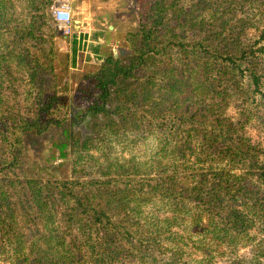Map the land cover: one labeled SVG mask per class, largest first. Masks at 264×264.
Listing matches in <instances>:
<instances>
[{
    "label": "trees",
    "instance_id": "trees-1",
    "mask_svg": "<svg viewBox=\"0 0 264 264\" xmlns=\"http://www.w3.org/2000/svg\"><path fill=\"white\" fill-rule=\"evenodd\" d=\"M53 1L0 0V264H264V0H137L124 55L88 43L76 94L117 114L83 142L30 49ZM53 125L63 177L26 154Z\"/></svg>",
    "mask_w": 264,
    "mask_h": 264
},
{
    "label": "rangeland",
    "instance_id": "rangeland-1",
    "mask_svg": "<svg viewBox=\"0 0 264 264\" xmlns=\"http://www.w3.org/2000/svg\"><path fill=\"white\" fill-rule=\"evenodd\" d=\"M70 1H72V5ZM57 2L61 5L72 6L74 15V18L72 15V19L80 18L84 21L83 25H80L83 30L79 26L78 30L72 32L68 37L55 34L53 28L50 27L47 34H43V45L34 44L33 47L32 43L30 49L41 55V64L47 71L43 77V88L47 89L50 96L67 95L69 102H73L75 109H77L80 104L86 103L80 101L76 94L78 86L83 83V77L90 70L100 68L101 63L94 57H90V60L85 59L86 53L89 54L85 48L86 43L92 41V43L98 44L99 53L105 56L115 54V58H118L119 55H124L128 51L124 44L125 37L135 31L139 25L137 0H59ZM45 27H48V23ZM98 38L101 39V43L98 42ZM24 87L27 88L26 85ZM103 96L102 93L98 94L99 98ZM95 105L100 106V103L96 102ZM241 105L239 99L233 101L228 108V114L235 118ZM106 106H108L107 110L110 114L108 115L106 110L103 111L100 121H107L111 116L114 117L117 114V111L113 110L114 107L110 99H105L103 107ZM74 111L66 110L63 117L67 122L72 118ZM248 123L242 130L244 136L250 137L253 142L264 148V125L260 124L257 119H251ZM65 128L68 127L50 126L44 130L43 135L34 136L32 140L27 142L29 145L26 153L28 159H34L41 164L50 166L59 177L67 174V170L61 168L60 164L66 162L68 158L60 157L61 149L57 145L66 141L67 132H65ZM80 129L81 131L84 130L83 128ZM77 133H74V136L79 139ZM238 253L246 256L249 254L243 248H240ZM215 264H227V262L219 258Z\"/></svg>",
    "mask_w": 264,
    "mask_h": 264
},
{
    "label": "built area",
    "instance_id": "built-area-1",
    "mask_svg": "<svg viewBox=\"0 0 264 264\" xmlns=\"http://www.w3.org/2000/svg\"><path fill=\"white\" fill-rule=\"evenodd\" d=\"M51 21L55 34L69 36L73 31L71 10L66 5H61L57 0L50 6Z\"/></svg>",
    "mask_w": 264,
    "mask_h": 264
},
{
    "label": "flooded vegetation",
    "instance_id": "flooded-vegetation-1",
    "mask_svg": "<svg viewBox=\"0 0 264 264\" xmlns=\"http://www.w3.org/2000/svg\"><path fill=\"white\" fill-rule=\"evenodd\" d=\"M108 106H97L88 104V107L83 110L75 109L72 118L70 119V128L73 130L83 128L86 122H88V126L92 127L95 121H100L102 119L103 111H107L108 115L110 112L107 110ZM79 127H78V126ZM79 134V133H77Z\"/></svg>",
    "mask_w": 264,
    "mask_h": 264
},
{
    "label": "water",
    "instance_id": "water-1",
    "mask_svg": "<svg viewBox=\"0 0 264 264\" xmlns=\"http://www.w3.org/2000/svg\"><path fill=\"white\" fill-rule=\"evenodd\" d=\"M74 22H75L74 23V29H78L79 28L80 21L79 20H75ZM86 107H88V104L83 103V104H80L77 107V109L78 110H83L82 108H86ZM74 110H75L74 103L71 102V104H70V112H72ZM83 129H84L83 131H81V129H76V130H73L72 131L73 133H76V132L79 133V140H80V142H82L86 137H89V136H92L93 135L92 130L88 126V122L85 123V125L83 126Z\"/></svg>",
    "mask_w": 264,
    "mask_h": 264
},
{
    "label": "crops",
    "instance_id": "crops-1",
    "mask_svg": "<svg viewBox=\"0 0 264 264\" xmlns=\"http://www.w3.org/2000/svg\"><path fill=\"white\" fill-rule=\"evenodd\" d=\"M57 1H59V0H57ZM70 2H71V5H72V1H70ZM68 8L71 10L72 15H73V8H72V6H71V7L68 6ZM73 18H74V15H73ZM75 20H79V21H80L79 26H80L81 24L83 25V23H84V21H82L80 18L73 19V31H72V32L78 30V29H74V23H75L74 21H75ZM52 28H53V27H52ZM80 29L83 30L81 26H80ZM83 33H84V31H83ZM84 36H85V33H84ZM68 37H70V35H69ZM76 42H77V41H76ZM98 42L101 43V39L98 38ZM88 43H92V41H88V42L86 43V47H85V48L87 49V52H89V54L86 53V55H85V59H86V60H88V59H87V56L94 57V54L91 53V51H90V48H89V46H88ZM93 45H96V44L93 43ZM97 45H98V44H97ZM88 48H89V49H88Z\"/></svg>",
    "mask_w": 264,
    "mask_h": 264
}]
</instances>
